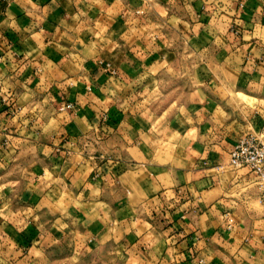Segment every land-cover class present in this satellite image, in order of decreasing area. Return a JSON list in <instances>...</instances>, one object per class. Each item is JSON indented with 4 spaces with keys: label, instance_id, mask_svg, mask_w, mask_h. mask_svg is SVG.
<instances>
[{
    "label": "crops",
    "instance_id": "0c3cea01",
    "mask_svg": "<svg viewBox=\"0 0 264 264\" xmlns=\"http://www.w3.org/2000/svg\"><path fill=\"white\" fill-rule=\"evenodd\" d=\"M239 93L264 0H0V264H264L221 172Z\"/></svg>",
    "mask_w": 264,
    "mask_h": 264
},
{
    "label": "rangeland",
    "instance_id": "374dc122",
    "mask_svg": "<svg viewBox=\"0 0 264 264\" xmlns=\"http://www.w3.org/2000/svg\"><path fill=\"white\" fill-rule=\"evenodd\" d=\"M190 75H193L192 70H186L181 74L174 73L170 76L169 83L173 84L175 82H183V85L185 84L183 88L187 89ZM158 96L159 95H155L154 101L156 103L163 99H160L161 95L159 97ZM168 102L169 101L167 99H164L163 102L161 101V103H163L162 105H165ZM168 104L169 105L167 107L169 108V111L171 109L175 110L177 107H179V103L176 101V99H173V101ZM136 107L142 108L141 103L139 102L133 108ZM247 130H253L254 132L261 133V140H264V114L258 112L257 116H255L252 122V126L249 125L248 129L245 131ZM221 172L231 178L234 177L237 179V181L231 185L234 187L232 188L230 194L234 199L241 202L242 207H244L249 214V220H251V224L261 229L264 233V177L258 178L248 167L235 168L229 165L227 162L221 168Z\"/></svg>",
    "mask_w": 264,
    "mask_h": 264
},
{
    "label": "built area",
    "instance_id": "2783aa9c",
    "mask_svg": "<svg viewBox=\"0 0 264 264\" xmlns=\"http://www.w3.org/2000/svg\"><path fill=\"white\" fill-rule=\"evenodd\" d=\"M73 104L67 102L61 106L71 109ZM262 134L253 130L245 131L233 143L227 163L235 168L248 167L258 178L264 177V140Z\"/></svg>",
    "mask_w": 264,
    "mask_h": 264
},
{
    "label": "clouds",
    "instance_id": "9594fccd",
    "mask_svg": "<svg viewBox=\"0 0 264 264\" xmlns=\"http://www.w3.org/2000/svg\"><path fill=\"white\" fill-rule=\"evenodd\" d=\"M31 2V0H29V3ZM98 2V0H97ZM238 95L241 96V99L243 101V103L239 106L240 111L242 112H247V111H259L261 112V114H264V99H258L254 96H244L242 93H239ZM230 107H233L231 104H229ZM222 115L220 117V120L222 121L221 118H223V120H227L230 119L229 114L227 112H225L222 108L218 109ZM219 123V121L217 122ZM220 127H223V123L219 125ZM0 167H2V165H0Z\"/></svg>",
    "mask_w": 264,
    "mask_h": 264
}]
</instances>
